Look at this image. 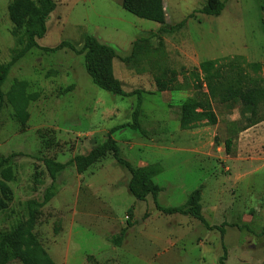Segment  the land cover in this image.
Here are the masks:
<instances>
[{"label":"rangeland","instance_id":"rangeland-1","mask_svg":"<svg viewBox=\"0 0 264 264\" xmlns=\"http://www.w3.org/2000/svg\"><path fill=\"white\" fill-rule=\"evenodd\" d=\"M54 1L47 35L37 41L41 48L69 42L80 49L92 35L126 57L135 40L147 38L152 51L165 53V65L177 71L180 81L190 79L204 62L241 57L248 64H264V0H222L226 8L219 17L201 13L207 0H165L166 28L174 30L160 36L159 24L126 12L122 0ZM12 2L0 0V64L23 48L11 33ZM185 20L184 28L175 29ZM135 67L113 62L127 93L145 92L139 120L146 135L124 128L114 140L137 170L143 162L162 170L154 179L164 189L159 206L184 207L202 188V214L210 228L191 216L160 213L151 196L137 201L126 186L130 173L108 155L82 175L73 166L59 174L53 198L35 214L40 244L55 264H62L57 256L67 255L65 264H220L223 257L226 264H264V122L242 132L241 105L233 98L214 102L217 126L183 131L179 124L194 92L152 94L155 71L144 61ZM16 82H26L32 97L25 127L8 100ZM3 94L0 160L12 157L4 167L12 173V198L0 195L6 204L0 209V232L28 219V202H44L52 185L45 159L68 164L89 154L113 129L132 123L137 104L136 96L123 98L98 88L86 72L85 56L68 48L55 53L34 49L14 65ZM134 142L136 149L129 151ZM121 235L122 243L115 246L113 240Z\"/></svg>","mask_w":264,"mask_h":264},{"label":"trees","instance_id":"trees-1","mask_svg":"<svg viewBox=\"0 0 264 264\" xmlns=\"http://www.w3.org/2000/svg\"><path fill=\"white\" fill-rule=\"evenodd\" d=\"M122 7L126 12L139 19L159 24L161 26L158 32L159 36L174 30V28H166L165 0H122ZM225 8V1L207 0V4L201 13L206 16L219 17ZM56 9L57 4L54 0H13L9 6V18L14 25L11 33L23 48L15 51V55L9 63L0 64V100L3 101V87L17 62L36 48L52 53L68 48L78 55L85 56L86 72L98 88L123 98L136 96L137 104L133 109L132 123L113 129L106 140L93 148L89 154L77 155L68 164L58 163L52 159L44 160L52 185L47 190L43 203L34 201L27 203L28 219L18 221L10 231L0 232V264H9L13 260H18L21 264H55L34 234L37 226L35 214L53 198L51 191L55 189L59 174L63 173L69 166H73L77 174L82 175L89 168L107 158L108 155H112L119 166L131 174L132 180L129 191L137 201L145 202L151 196L157 211L160 213L191 216L209 227L202 214V188L190 195L186 206L163 208L157 204L161 189L152 181L149 171L135 169L131 163L122 157L120 147L113 139V135L124 128H131L146 135V131L142 128L139 120L142 115L143 94L145 92L136 90L127 93L123 89L122 83L114 75L113 62L119 59L122 63L133 68L141 64L142 61L147 62L155 71L153 78L156 91L152 94L192 90L194 96L185 103L186 114L180 121L181 130H193L200 124L211 127L217 126L219 120L213 109L214 102L225 104L234 98L241 105L242 132L264 122V64H248L241 57L204 62L199 69H195L191 73L190 79L180 81L177 71L165 65L163 61L165 53L161 49L152 51L150 39L147 38L135 40L132 43L130 54L126 57H119L113 47L102 44L98 38L92 35L83 39L80 49L69 42H63L54 49L41 48L37 41L42 40L47 35L48 21ZM186 23L187 20L181 22L175 29L184 28ZM160 46H163V43ZM27 86L26 82H16L8 94V100L15 110L21 127H25L30 118L27 106L32 101V97L27 96ZM232 144L233 139L231 138L225 142L226 152L230 153ZM11 158L0 160V173L3 178V181L0 182V195L6 201L12 198V190L8 186L12 173L9 166L4 167L10 164ZM4 201H0V209L6 207ZM133 212V208L128 211L129 227L133 226ZM262 234L264 236V229ZM113 241L115 246H119L123 241V235L115 237ZM225 261L226 259L223 257L220 264H226Z\"/></svg>","mask_w":264,"mask_h":264},{"label":"crops","instance_id":"crops-1","mask_svg":"<svg viewBox=\"0 0 264 264\" xmlns=\"http://www.w3.org/2000/svg\"><path fill=\"white\" fill-rule=\"evenodd\" d=\"M183 92H186V91H182V92H179V93H183ZM180 125V124H179ZM245 132H248V131H245ZM114 136L115 135H113V139H114ZM92 138V137H91ZM93 139H96L97 140V138H94L93 137ZM116 141V140H115ZM119 140H117L116 142H118ZM120 142V141H119ZM130 142H132V141H129V143ZM119 144V143H118ZM128 143H125V144H123V145H127ZM128 150L129 151H133V150H135L136 149V143L134 142L132 145H128ZM130 163V162H129ZM132 165V164H131ZM135 169H136V166H134V165H132ZM140 168V167H139ZM141 168H143V169H146V170H148L149 171V176H150V178L152 179V181L154 182V179L156 178V176H158L160 173H161V169H156V167L153 165V166H149L147 163H144L143 162V164H142V167ZM160 170V171H159ZM131 180H132V176H131V174H130V177H129V179L127 180V183H126V186H127V188H128V190H129V185H130V182H131ZM56 183H57V181H56ZM129 184V185H128ZM158 187L161 189V192L164 190L162 187H160L159 185H158ZM165 190H166V188H165ZM160 195V194H159ZM159 197V196H158ZM60 257L61 256H57L56 257V259L58 260V261H61V263L62 264H65V262H67L68 261V255L66 256V257H64V258H62L61 260H60Z\"/></svg>","mask_w":264,"mask_h":264}]
</instances>
